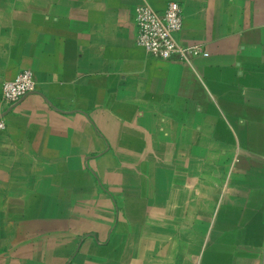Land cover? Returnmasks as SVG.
I'll use <instances>...</instances> for the list:
<instances>
[{
  "label": "crops",
  "instance_id": "1",
  "mask_svg": "<svg viewBox=\"0 0 264 264\" xmlns=\"http://www.w3.org/2000/svg\"><path fill=\"white\" fill-rule=\"evenodd\" d=\"M171 2L208 57L139 46ZM4 114L0 264H264V0H0Z\"/></svg>",
  "mask_w": 264,
  "mask_h": 264
},
{
  "label": "built area",
  "instance_id": "2",
  "mask_svg": "<svg viewBox=\"0 0 264 264\" xmlns=\"http://www.w3.org/2000/svg\"><path fill=\"white\" fill-rule=\"evenodd\" d=\"M137 42L150 56L161 60L179 59L187 64L194 57H208V52L200 46L185 47L177 35L184 28V8L177 2L169 3L163 13L148 4L141 5L136 12ZM37 90V82L30 71L19 74L13 81L3 86L2 107L9 109ZM7 124L0 119V131Z\"/></svg>",
  "mask_w": 264,
  "mask_h": 264
},
{
  "label": "water",
  "instance_id": "3",
  "mask_svg": "<svg viewBox=\"0 0 264 264\" xmlns=\"http://www.w3.org/2000/svg\"><path fill=\"white\" fill-rule=\"evenodd\" d=\"M16 106V105H15ZM15 106H13L9 111L13 110L15 108ZM7 114H4L3 116H0V119L4 118Z\"/></svg>",
  "mask_w": 264,
  "mask_h": 264
}]
</instances>
